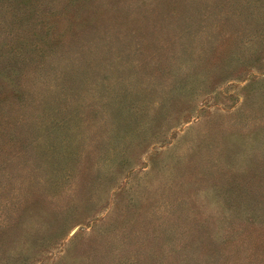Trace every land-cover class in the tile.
I'll return each mask as SVG.
<instances>
[{
	"label": "rangeland",
	"instance_id": "1",
	"mask_svg": "<svg viewBox=\"0 0 264 264\" xmlns=\"http://www.w3.org/2000/svg\"><path fill=\"white\" fill-rule=\"evenodd\" d=\"M39 7L0 264H264V0Z\"/></svg>",
	"mask_w": 264,
	"mask_h": 264
},
{
	"label": "trees",
	"instance_id": "2",
	"mask_svg": "<svg viewBox=\"0 0 264 264\" xmlns=\"http://www.w3.org/2000/svg\"><path fill=\"white\" fill-rule=\"evenodd\" d=\"M42 1L0 0V173L9 165L6 146L15 140L8 131L40 127L29 114L34 109L33 90L42 75L39 68L44 66L45 73L52 56L51 32L47 26L42 30L40 23Z\"/></svg>",
	"mask_w": 264,
	"mask_h": 264
}]
</instances>
